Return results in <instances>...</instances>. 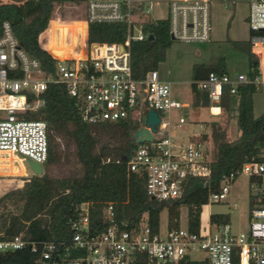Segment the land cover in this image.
I'll return each instance as SVG.
<instances>
[{
    "label": "built area",
    "instance_id": "1",
    "mask_svg": "<svg viewBox=\"0 0 264 264\" xmlns=\"http://www.w3.org/2000/svg\"><path fill=\"white\" fill-rule=\"evenodd\" d=\"M29 0H0V4L21 5ZM223 6L230 3L220 0ZM210 4L208 0H171L168 4L169 37L187 44L210 41ZM132 0H85L84 21L78 45L52 53L49 44L59 43L50 35L43 47L54 61L46 74L39 61L27 54L5 22L0 37V155L17 159L30 174L26 160L43 165L47 159L46 126L26 119L44 105L42 95L50 87L62 88L72 99L81 120L89 125L130 120L139 124L145 112L154 111L160 120L150 143L136 145L127 161L129 174L145 180L150 201L168 206L182 199L188 181L198 179L206 186L211 175V147L200 135L186 127L189 105L172 98L171 84L157 71L143 79L132 76L130 45L146 40L143 32L147 9L135 8ZM246 24L253 68L236 76L210 72L195 82V91L206 95L208 114L219 118L225 97H239L246 87L259 91L264 87V0H247ZM51 21V20H50ZM90 25H117L125 31L122 43L86 44ZM72 40H74L72 38ZM61 56V57H60ZM217 111V113H213ZM173 113L181 116L173 119ZM260 163H247L240 175L248 178L254 207L248 214L245 233L234 234L229 224H200L196 233L160 225L153 229L144 215L130 229L110 224L93 229L89 204L74 207L67 221L65 241L34 243L23 236L0 239V253L28 248L37 254V264H264V155ZM33 176H35L33 174ZM234 177L223 178L219 192L208 196L207 205L223 204ZM204 207V206H203ZM236 210V206H230ZM166 211V210H165ZM167 212V211H166ZM104 215L113 221V208ZM160 221V220H159ZM197 256V258H195Z\"/></svg>",
    "mask_w": 264,
    "mask_h": 264
},
{
    "label": "trees",
    "instance_id": "2",
    "mask_svg": "<svg viewBox=\"0 0 264 264\" xmlns=\"http://www.w3.org/2000/svg\"><path fill=\"white\" fill-rule=\"evenodd\" d=\"M84 1L29 0L21 5L0 4V37L2 26L7 22L19 46L37 59L42 70L49 74L54 61L41 49L38 37L46 44L49 36L60 28L57 22H50L56 8L64 5L83 6ZM228 1L230 3L226 7L232 8L235 0ZM143 32L152 36V41L146 39L130 45L131 71L136 80L157 71L172 44L167 19L154 20L149 15L145 16ZM124 37L122 26L90 25L86 33V44L122 43ZM244 44L248 46L247 56L251 69L253 60L250 46L248 41ZM53 46L54 43L49 44L52 53L68 47ZM210 72L229 74L222 59L211 65H194L191 91L195 106H208L206 95L196 92L194 84ZM257 92L250 87L242 89L238 97L237 113L239 138L216 146L208 184L203 186L198 179L188 181L182 199L168 206L150 201L145 193L144 178L127 172V161L136 148L130 139L139 129L137 123L120 120L89 125L81 120L74 101L67 97L62 88L50 87L41 97L43 107L26 116L27 120L41 121L46 126L48 151L44 174L17 179L15 187H9L0 195V239L22 235L24 240L37 244L65 241L69 235L68 218L75 206L84 203L89 204L90 223L96 230H103L110 224L130 229L144 215L148 218L149 226L156 229L160 215L165 210L170 226L178 227L180 210L185 208L187 227L196 233L202 207L207 205L210 194L219 192L222 179L232 175L233 184L240 176L244 164L260 163L263 160L264 114L255 118L253 111V97ZM56 167H68L70 171L67 176L52 177L50 171ZM108 205L113 208L112 222L104 215ZM253 207L254 203L250 199L249 210ZM209 222L212 225H227L229 217L224 214L211 215ZM36 261L37 254L31 253L28 248L0 253V264H37Z\"/></svg>",
    "mask_w": 264,
    "mask_h": 264
},
{
    "label": "rangeland",
    "instance_id": "3",
    "mask_svg": "<svg viewBox=\"0 0 264 264\" xmlns=\"http://www.w3.org/2000/svg\"><path fill=\"white\" fill-rule=\"evenodd\" d=\"M134 6L137 8L141 5L135 4ZM149 7L150 6L147 4V6L140 8H146L152 19H167L168 6L166 8L161 5L155 10ZM223 7L227 8L226 6ZM227 9L231 10L232 8L229 7ZM51 21L57 22L58 24H56L60 26L53 36L57 38L55 41L59 43H54L53 47L64 48L65 46H72L74 43L78 45L84 21V10L82 5H64L56 8L53 12ZM72 38L74 40H72ZM40 43L43 47H46L41 41ZM247 51L248 46L244 43L236 45L230 42L218 43L209 41L208 43L187 44L172 41L171 47L166 52L165 60L158 66L157 72L164 81L171 84L172 98L180 103L189 104V99L192 95L191 75L194 65H211L222 59L226 64L228 72L236 76L245 73L249 67ZM262 97H264V89L263 92L256 94L255 117H258L264 112V103L261 102ZM238 102V99L227 97L223 102L224 112L218 120L210 119L207 110L200 114V120L205 122L206 127H196L195 130L199 132H209V146L211 147L210 156L212 160L215 158L216 146L219 143L233 142L239 138L240 132L237 126ZM179 116H181V114L173 113L174 120ZM137 125L139 127V124ZM20 164L21 163L13 157L0 155V195L9 189L10 186L12 187L17 179H22L21 174H19L21 173L19 171ZM69 171L70 168L68 167H56L51 169L50 175L52 177L61 178L67 176ZM30 173L29 171L28 178L33 176V174ZM249 196L248 178L244 175H240L238 179L230 185L229 193L223 204H209L202 207V223L206 224L211 215L224 214L229 217V226L232 233H245L248 227V214L250 211ZM230 206H236V210L231 209ZM180 218V227L185 228L187 224V211L185 208L180 210ZM167 221V212L163 211L159 221L162 233L165 232ZM195 258H197V256H195Z\"/></svg>",
    "mask_w": 264,
    "mask_h": 264
},
{
    "label": "crops",
    "instance_id": "4",
    "mask_svg": "<svg viewBox=\"0 0 264 264\" xmlns=\"http://www.w3.org/2000/svg\"><path fill=\"white\" fill-rule=\"evenodd\" d=\"M134 4L141 5V6H147V4L150 6L149 8H152L155 10L158 9L161 5L165 6L167 8L169 2L171 0H132ZM84 10V8H83ZM248 14V6H247V0H235L233 3V7L231 10L223 7V5L219 2H211V10H210V41L218 42V43H227L230 42L232 44L235 43H245L248 40L249 37V31L246 24V18ZM151 15V14H150ZM155 20H162L161 18H154ZM227 69V67H226ZM249 70V67L247 71ZM246 71V72H247ZM228 72V70H227ZM245 72V73H246ZM229 73V72H228ZM230 74V73H229ZM231 75V74H230ZM263 89H260L257 93L263 92ZM227 97H225L222 101V113L224 112L223 108V102L225 101ZM232 98V97H228ZM232 99H238L232 98ZM256 94L253 97V108L255 111L256 106ZM194 98L193 94L191 95V98L189 99V111L187 115V120L189 121V125L186 127L187 132L189 133V139H192V135H200L202 136V139H206V141L209 142V132L207 131H197L195 130L196 127H206L205 122L201 121V112L207 110V107H202L200 105H194ZM262 103H264V97H262L261 100ZM187 104V103H185ZM264 106V104H263ZM215 114L216 111H213ZM261 113L258 117L263 115ZM209 116V114H208ZM219 118H211L210 119H220ZM189 117V119H188ZM255 117V116H254ZM257 118V117H255ZM21 178H28L29 171L24 167L23 165L20 166ZM14 183V182H13ZM12 183V184H13ZM16 182L12 185V187L16 186ZM11 187V186H10Z\"/></svg>",
    "mask_w": 264,
    "mask_h": 264
},
{
    "label": "water",
    "instance_id": "5",
    "mask_svg": "<svg viewBox=\"0 0 264 264\" xmlns=\"http://www.w3.org/2000/svg\"><path fill=\"white\" fill-rule=\"evenodd\" d=\"M153 37L149 36L148 41H152ZM160 120L158 115L154 111H147L144 113L141 119V127L135 131L130 139L131 144L139 145L143 143H150L153 140L152 134L156 133L157 126ZM27 167L32 171L35 176H42L44 174V168L31 160H26Z\"/></svg>",
    "mask_w": 264,
    "mask_h": 264
}]
</instances>
